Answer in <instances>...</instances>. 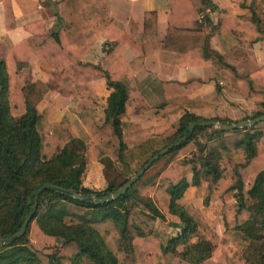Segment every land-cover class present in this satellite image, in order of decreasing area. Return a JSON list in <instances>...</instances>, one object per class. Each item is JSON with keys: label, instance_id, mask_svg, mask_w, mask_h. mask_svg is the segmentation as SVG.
Here are the masks:
<instances>
[{"label": "trees", "instance_id": "16d2710c", "mask_svg": "<svg viewBox=\"0 0 264 264\" xmlns=\"http://www.w3.org/2000/svg\"><path fill=\"white\" fill-rule=\"evenodd\" d=\"M54 2L60 5L64 21L55 31L47 32L43 20L25 24L30 35L18 43L0 42V239L8 240L31 215L25 232L0 246V264H161L167 254L190 264H264V120L232 130L196 125L187 140L165 154L172 155V161L156 184L140 176L117 199L100 203L89 198L114 192L159 150L186 135L190 122L236 123L185 110L169 136L144 134L130 124L123 134L120 116L127 99L139 96L135 74L147 56L160 50L175 52L172 73L181 66H212L234 93L253 100L256 110L244 120L264 115V65L239 76L234 65L207 46L213 33L229 32L239 42L251 44L263 40L264 11L259 2L252 0L251 15L245 17L210 0H169L162 40L155 37V12H145L143 55L126 61L111 50L98 65L82 58L99 37L113 42L122 31L131 35L134 31L109 15V0ZM0 3L5 30L14 29L11 0ZM206 8L216 12L215 20L203 12ZM199 13L205 16L195 27ZM32 55L53 68L47 81L28 84L20 74ZM99 78H106L113 90L103 124L86 123V139L78 137L69 121L53 122L46 108L37 109L48 92L94 101L93 81ZM200 85L197 80L163 82L165 96L173 99L160 105L157 113L165 116L187 107H205L206 102L189 97ZM123 136L131 140L124 141ZM189 142L196 150L182 157L178 151ZM93 161L104 166L102 190L82 184L86 164ZM200 171L212 176L225 228L221 236L198 208L178 203L188 187L200 184ZM45 182L58 188L35 194ZM165 212L178 217L175 226L180 230L163 243L155 234V224L165 219ZM52 221L58 226H49ZM236 231L246 243L242 253L228 245Z\"/></svg>", "mask_w": 264, "mask_h": 264}, {"label": "crops", "instance_id": "0c3cea01", "mask_svg": "<svg viewBox=\"0 0 264 264\" xmlns=\"http://www.w3.org/2000/svg\"><path fill=\"white\" fill-rule=\"evenodd\" d=\"M210 1L219 8H232L233 12L237 15L245 17L251 15L250 5L252 0ZM257 1L264 11L262 0ZM11 4L15 28L7 31L3 24V5L0 3V42L6 41L10 45H13L28 37L30 33L23 27L28 23L45 20L47 32H53L64 24L60 5L56 4L54 0H11ZM148 11L155 12L156 14L155 37L160 41L166 35L170 12L169 0H109V15L123 22L135 34L131 35L128 31L124 30L113 42L99 37L92 48L83 56L82 62L98 65L111 50L117 52L126 61H131L136 57L142 56L143 49L140 38L143 32L144 13ZM203 12L208 13L213 20L216 19V12H210L208 8ZM200 14H198V18L194 23L195 27H198L203 20L199 18ZM207 46L209 49L222 55L227 62L234 65L239 76H243L264 65V39L251 44L239 42L229 32L213 33L209 36ZM235 47L242 50L235 52L233 50ZM174 61L175 52L168 50H160L144 58L143 66L135 74L139 96L127 99L125 111L120 116L123 134L126 132L124 126L130 124L134 129L139 128L143 130L144 134L160 135L161 137L169 136L176 131L178 119L185 110L199 117H218L229 119L233 122L245 121L244 119L249 118L255 112L256 108L253 100L234 93L229 83L212 66H181L177 68L175 73H172L171 69ZM52 71L53 68L49 64L34 55L19 70L23 79L28 84L36 81H47ZM191 80H197L201 85L189 97H197L201 101L206 102L207 105L198 109L187 107L186 109L179 110L177 113H168L165 116H160L157 113V108L173 99V97L167 98L165 96L161 84L163 82L185 83ZM93 87L97 95V99L94 101L87 102L85 99L71 100L58 93L48 92L37 105V109L46 108L53 122L69 121L72 123L78 137L86 139L88 137L86 123L93 120L98 126L103 124L107 99L113 90L107 84L106 78L94 80ZM123 139L124 141H130L131 136H123ZM191 145H194V143H187L179 149L178 153L182 157H189L196 150ZM184 149H188L187 154H182ZM89 168H91L89 177L92 181L100 173L106 182L103 164L99 161H93L86 164L82 175V184L84 186H86L84 184V176ZM199 186L200 184L188 187L184 195L188 194L189 190ZM182 198L178 203L189 206V201L186 204L181 202ZM165 217H170L177 224L180 223L178 217L168 212H165ZM158 227L155 226V234L163 243H166L172 234L164 240L158 234ZM209 227L219 236L222 235L225 229L224 226ZM171 228H174L176 231L180 229L179 226H171ZM164 231L166 230L163 229V233ZM163 233L160 234L162 235ZM236 233L237 231L228 239V245L232 251L235 250L231 248V239ZM180 260L182 264H190L184 262L181 258Z\"/></svg>", "mask_w": 264, "mask_h": 264}, {"label": "rangeland", "instance_id": "374dc122", "mask_svg": "<svg viewBox=\"0 0 264 264\" xmlns=\"http://www.w3.org/2000/svg\"><path fill=\"white\" fill-rule=\"evenodd\" d=\"M202 134L204 137L205 136L204 133ZM191 146L192 148L196 149L195 144ZM187 150L188 149H184V151H182V154H187ZM171 161H172V155H164L161 159L156 161L147 171L143 173L142 180L144 182H151L156 184L159 175L163 170H165L169 166ZM210 163L215 165V157L210 158ZM90 173H91V168L87 170L84 176V182H85L84 184L95 190H102L106 185L103 175L100 174L98 171L99 174L96 176L95 180L92 181L89 177ZM113 175L114 173L110 174L109 178H112ZM200 175H201L200 186L189 190L188 194L186 193V195H184L181 202L183 204H186V202L189 201V206L198 208L201 211L206 223L209 226H223V220L220 212L221 204L218 202L215 193L213 192V188L211 184L212 176L205 174L202 171H200ZM120 181L121 179H119V182ZM234 201L235 200L233 199L231 202ZM33 222L35 224V221ZM175 224L177 223H175V221L170 219V217L167 218L165 217L164 220L158 219L156 221L155 226H159L157 229L159 232L158 234L161 236L162 239L165 240V238L167 239V237L170 236V234H176L178 232V230L176 231L174 228H171V226H175ZM49 226H58V225L57 223L52 221L49 224ZM163 229L166 230L164 231V233H163ZM160 233L163 234L161 235ZM0 241L3 240L0 239ZM231 243H232L231 248L234 249L235 251L242 253L245 250L246 243L243 240V235H241L240 233L237 232L236 235L232 237ZM4 245L5 244H0V246H4ZM161 264H182V261L180 260L179 257H176L171 254H167L161 258Z\"/></svg>", "mask_w": 264, "mask_h": 264}, {"label": "water", "instance_id": "95a60500", "mask_svg": "<svg viewBox=\"0 0 264 264\" xmlns=\"http://www.w3.org/2000/svg\"><path fill=\"white\" fill-rule=\"evenodd\" d=\"M264 120V115H259L256 116L254 118H251L247 121H238L236 123L233 124H221L218 121H200V122H190L187 130L188 133L186 135H184L183 137H181L179 140H177L176 142H172L170 144H168L167 146H165L163 149L159 150L156 154H154L147 162L146 164L139 169L133 177H131L128 181H126L125 183H123L120 187H118L114 192L109 193L107 196L103 197V198H98L97 195H91L89 198L91 200H94L96 202H106V201H112L114 199H117L119 196H121L122 194H124L139 178L140 176H142V174L147 171L154 162H156L159 157L164 156L171 148L175 147V146H179L182 141L187 140L188 137L190 136V134L193 132V129L196 125L199 126H209V125H213L216 128H219L221 130H232V129H237V128H243V127H251L254 124H256L259 121ZM47 188H58L57 185H54L50 182H45L43 184H41L36 190H35V194H39L41 192H43L45 189ZM74 197L78 198V199H82V197L78 194H74ZM31 215H29L25 221L23 222L21 228L15 233L13 234L8 240H3L0 241V244H5V245H9L14 239H16L17 237L21 236L26 229L27 223L30 220Z\"/></svg>", "mask_w": 264, "mask_h": 264}, {"label": "built area", "instance_id": "2783aa9c", "mask_svg": "<svg viewBox=\"0 0 264 264\" xmlns=\"http://www.w3.org/2000/svg\"><path fill=\"white\" fill-rule=\"evenodd\" d=\"M204 16H205L204 13H201L199 18H200V19H203Z\"/></svg>", "mask_w": 264, "mask_h": 264}]
</instances>
